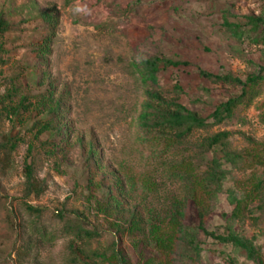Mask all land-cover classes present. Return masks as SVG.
Wrapping results in <instances>:
<instances>
[{
  "label": "rangeland",
  "instance_id": "374dc122",
  "mask_svg": "<svg viewBox=\"0 0 264 264\" xmlns=\"http://www.w3.org/2000/svg\"><path fill=\"white\" fill-rule=\"evenodd\" d=\"M48 10L59 24L44 66L35 49ZM0 12L9 23L0 36V264H255L201 233L199 255L188 247L174 211L192 194L211 212L209 231L251 239L264 264V83L213 124L241 87L199 75L245 81L264 67V25L247 20H264V0H0ZM224 19L246 36L235 39ZM152 57L188 63L160 73L157 88L176 98L180 87L179 102L210 127L181 142L144 128L153 89L133 65ZM41 121L51 128L39 134ZM223 131L245 159L223 163L229 174L210 199L182 178L222 157L201 144ZM185 224L196 225L192 205Z\"/></svg>",
  "mask_w": 264,
  "mask_h": 264
},
{
  "label": "trees",
  "instance_id": "16d2710c",
  "mask_svg": "<svg viewBox=\"0 0 264 264\" xmlns=\"http://www.w3.org/2000/svg\"><path fill=\"white\" fill-rule=\"evenodd\" d=\"M43 22L48 27V34L36 45L35 54L40 61L47 65L45 55L49 52L48 48L51 41L55 36L56 28L59 24L57 15L51 11H44L41 14ZM248 23L252 26V29H258L259 26L264 25V20L260 18L249 17ZM226 29L237 40H242L246 34L241 31V28L236 24H231L224 19ZM9 30V23L6 22L2 13L0 12V36ZM252 38L253 42H257L258 38L253 35H248ZM181 66H188L186 62L171 61L168 59H161L158 57H152L144 59L137 64L133 65L135 71L140 75V79L143 83L149 84L152 87V91L148 92V101L145 103L144 112L141 114V123L147 130H156L163 135L169 134L174 140L182 141L188 138L193 131L206 129L211 126L206 119L198 116L196 112L187 109L183 104L179 102L178 96L181 92L180 87L173 86V92L176 93V98H167L163 96L158 87V79L160 73L168 70L169 68H178ZM199 75L205 79L211 80L215 83H221L226 85L240 86V93L228 98L224 103L218 105L211 113L210 117L214 120L213 124H219L225 119L232 117L234 111L242 106L248 105L252 100L259 95L258 87L261 83H264V67H260L259 71L255 75L248 76L245 81H241L239 78L231 75H215L209 72L200 70ZM54 108H50L51 114L57 113L59 109L57 103ZM16 112V111H14ZM39 134L51 128L49 121L40 122ZM229 136L228 132H219L209 138L203 140L201 146L205 150L216 151L219 150L222 153V157L219 158L216 154L211 158L207 164L205 172L197 175H184L182 180L189 182L196 189L201 187L202 192L207 198L214 199L218 194L222 192L223 181L229 174V171L224 167V164L236 166L240 162L244 161L245 155L243 153H234L229 151ZM31 150V149H29ZM224 163V164H223ZM26 174V186L27 188H34L35 182L33 181V170L30 165H25ZM264 182L260 184L263 186ZM193 189V190H195ZM232 204H236L231 216L240 212L241 202L237 200L233 195ZM184 204V205H183ZM178 207L177 219L180 222V228L182 230L183 239L188 247L196 254L199 255L201 245L197 241V233H201L212 240L221 244H230L233 247L243 250L248 260L255 264H263L259 256V251L253 241L246 237L229 233L227 235L216 234L209 231L206 228V223L211 215L208 208L203 207L202 203L196 201L195 197L190 195L185 198L184 203ZM192 205L194 207L196 225L192 229L185 222L188 216V208ZM240 207V208H239ZM84 232L88 236V232Z\"/></svg>",
  "mask_w": 264,
  "mask_h": 264
}]
</instances>
